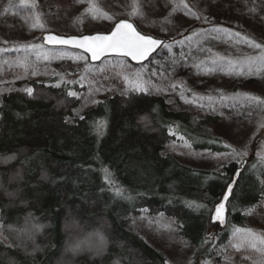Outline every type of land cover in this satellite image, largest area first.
Segmentation results:
<instances>
[{
	"label": "trees",
	"instance_id": "1",
	"mask_svg": "<svg viewBox=\"0 0 264 264\" xmlns=\"http://www.w3.org/2000/svg\"><path fill=\"white\" fill-rule=\"evenodd\" d=\"M76 88L20 80L0 93V224L9 237L0 239V264H165L133 230L135 221L154 217L173 223L177 243L192 251L191 264L212 259L229 242L231 225H242L260 201L264 170L250 158L226 229L210 237V213L238 167H190L168 148L180 137L194 155H227L212 131L222 118L184 108L155 87L124 90L86 109L68 95ZM100 120L107 123L97 136Z\"/></svg>",
	"mask_w": 264,
	"mask_h": 264
},
{
	"label": "rangeland",
	"instance_id": "2",
	"mask_svg": "<svg viewBox=\"0 0 264 264\" xmlns=\"http://www.w3.org/2000/svg\"><path fill=\"white\" fill-rule=\"evenodd\" d=\"M77 2L84 7L74 0H0V93L20 80L57 87L67 84L77 86L74 97L81 98L88 109L124 90H136L133 81H138L141 90L136 91L155 87L184 108L206 110L222 118L212 131L228 154L210 159L194 155L178 137L168 149L181 163L213 169L227 162L238 167L252 158L254 166L264 170V103L249 98L264 101V62L255 59L264 54V47L257 49L248 43L252 40L264 46V0H183L189 8L181 0H136L142 15H129L133 0ZM93 4L111 19L90 11ZM121 19L170 44L157 59L132 67L122 58L92 66L82 54L47 49L40 41L44 33L78 37L106 33ZM260 185L263 194L251 214L244 213L242 225L232 224L229 242L200 264H264V246H250L252 238L243 231L252 229L264 235V179ZM133 230L160 251L167 264H191L192 251L177 243L169 219L135 221ZM206 231L213 238L219 232L209 225ZM0 239L9 240L1 224Z\"/></svg>",
	"mask_w": 264,
	"mask_h": 264
},
{
	"label": "snow or ice",
	"instance_id": "3",
	"mask_svg": "<svg viewBox=\"0 0 264 264\" xmlns=\"http://www.w3.org/2000/svg\"><path fill=\"white\" fill-rule=\"evenodd\" d=\"M23 3L24 0H21ZM181 3L185 8H189V6L181 0ZM95 10L96 13H99L100 16L103 18L111 19V17L106 13L102 12L98 8H96L95 4L92 5L91 10ZM175 10V9H173ZM191 11V9H189ZM142 13H139L136 0H133V10L129 15H138ZM93 18H96L94 15ZM38 23V18H37ZM34 27L37 25H33ZM42 26V25H40ZM48 43L52 44H74L75 46L84 48L85 51L90 52L93 59H98L101 55H103L105 52H116L121 53L125 56H130L134 60H142L148 56V54L154 50L155 46L160 45L161 41L153 39L150 36L142 35L140 32L136 30V28L133 26V24L127 22V21H120L116 24L115 28L111 30V33L109 35H92V36H84L82 39L77 40L75 37L69 38V39H63L58 36L49 35L44 38ZM248 43L257 49H261L262 46L259 43H256L252 40H249ZM255 59L260 60L261 62H264V54H262L259 57H256ZM133 85L136 88V90H141V85L138 81H133ZM27 93L29 95L32 94V89L28 88L26 89ZM69 96H76V93L69 92ZM248 95V94H245ZM251 100L259 101L260 103H264V101H260L259 97L250 96ZM95 102V101H94ZM78 114V113H77ZM83 116H80V119H83ZM66 123L70 122L68 120L65 121ZM106 121L100 120L96 121L94 123V131L96 132L97 136H102L104 134V129L106 127ZM227 146V145H226ZM233 152H235V149H233ZM259 155V153H258ZM105 171V181L109 184L112 183L110 179V173L108 169H104ZM240 173H236V177L232 179V182L227 185V192L224 194L223 200L218 203L215 206V213L212 217L213 220L220 221L223 223L224 220V210H225V201L229 199V194L233 192V185L237 183V178L239 177ZM117 195H121V190H116ZM253 211L252 208L248 209V213L251 214ZM241 229H236V232H240ZM244 232H246L251 238L252 243L250 246L257 247V245L264 246V235L258 234L254 232L252 229H244ZM101 243H103V239L101 238ZM237 247V250H239V246ZM79 250V246L76 248L71 249L74 253H76ZM102 247L97 249L96 254L99 255L102 253ZM167 264V262H165Z\"/></svg>",
	"mask_w": 264,
	"mask_h": 264
},
{
	"label": "water",
	"instance_id": "4",
	"mask_svg": "<svg viewBox=\"0 0 264 264\" xmlns=\"http://www.w3.org/2000/svg\"><path fill=\"white\" fill-rule=\"evenodd\" d=\"M122 20L133 24L131 21L121 19V20L116 21L113 24V26H111L112 28L106 33H94V34H90V35H81L79 37L78 36H60V35H58V37H61L63 39H69V38L75 37L77 40H80L84 36L109 35L111 33V30L115 28L116 24L119 23ZM133 26L136 28V30L138 32H140L134 24H133ZM140 33L142 35H145L142 32H140ZM49 35L57 36V34H54V33H44L40 37L41 40H42V44L45 47H47V49L49 48V49H56V50H67V51H72V52H78L80 54H83L87 58L88 63L90 65H92V66L99 65L100 63H102L104 60H107V59H121L122 58V59L126 60L132 67H143L144 65L148 64L149 62H151L153 60V58L157 57V55H159L161 53V51L163 50L164 46L170 43V41H168V40L157 39V38H154V37L150 36L153 39L161 41V44L155 46L154 50L151 51L148 54V56L146 58L142 59V60H134L130 56H125V55H123L121 53H116V52H105L98 59H93L90 52H87V51H85L84 48L75 46L74 44H52V43H48L44 38L46 36H49ZM146 36H149V35H146ZM248 163H249V160H244L242 162V164L240 166H238V168L236 169V171L234 172V174H233V176L231 178V181L229 182V183L232 182V179L234 177H236V173L237 172L240 173L239 177L237 178V183L235 185H233V189H234L233 192L231 194H229V199L224 202L225 203V210H224L223 223H221L220 221L213 220L212 217H213V215L215 213V206L223 200L224 194L227 192V186L224 189V192L222 193L219 201L214 205V207H213V209H212V211L210 213L209 220H208L209 221L208 225L211 226V227L212 226L216 227L218 229V231H223L227 227V224H228V220L227 219H229V203L232 200L231 198H233V195H234V192H235V189H236L235 187L238 184L240 176L244 172V170L246 168L245 166H247Z\"/></svg>",
	"mask_w": 264,
	"mask_h": 264
}]
</instances>
